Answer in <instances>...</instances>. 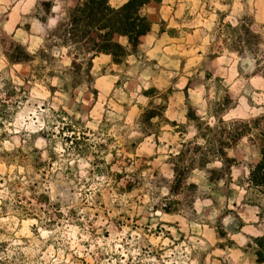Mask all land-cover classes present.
I'll return each mask as SVG.
<instances>
[{
    "label": "clouds",
    "instance_id": "clouds-1",
    "mask_svg": "<svg viewBox=\"0 0 264 264\" xmlns=\"http://www.w3.org/2000/svg\"><path fill=\"white\" fill-rule=\"evenodd\" d=\"M190 2L201 8L197 29L205 52L214 42L218 30L225 33L230 44L235 39L237 49L242 47L243 55L239 50L225 49L220 58L221 63L228 64L232 81L241 85L244 82L238 66L245 74L255 73L258 69L264 71V0H204L210 8L206 13L202 11L201 0ZM99 3L100 0H76L75 5L69 0H0V17L11 15L10 22L2 26L0 36L7 34L22 47L26 55L36 57L37 61L42 49L48 51L46 44L56 45L51 52L56 57V65L52 70L58 73L55 77L45 73L43 80L21 92L20 89L25 88L24 80L15 73L23 65L11 62L5 55V46L0 45V154L15 157L23 153L30 161L38 157L40 162L52 165L46 169L47 175L42 179L27 166L6 168L0 164V264H81V261L87 264H202V261L203 264H216L213 256L222 258L224 264H249L241 250L251 244L252 249L264 251L253 239L264 237V198L258 197L259 186L253 187L251 179L260 163L254 146L246 150L247 154L239 169L236 165L231 166V188L236 196L227 202V208L230 209L227 215H223L224 199H220L217 208L212 199L201 200L199 196L184 216L166 214L163 211L165 198L173 199L169 187L177 178L171 169L161 172L167 184L162 183L160 177L144 171L136 177L143 183L140 191L134 187L130 193L118 194L113 189L116 183L113 173L122 171V168L111 165L113 159L123 155L122 141L135 142L146 135L139 125H132L130 121L121 125L119 121L124 117L120 109L105 107L107 100L117 91L116 82L120 75L106 77L110 87L102 91L101 102L88 99L87 103L85 94L97 85L73 81L76 87L64 94V85L68 81L62 80L59 75L72 68L73 59L79 55L77 48L84 44L79 36L87 27L86 13ZM129 6H134L136 11L132 12ZM104 9L106 18L118 16L121 20L126 19L127 24L135 25L138 32L140 20L143 19L140 0H104ZM217 11L223 14L222 20ZM25 22L30 25L29 31L16 28L17 23ZM109 31H112L111 26L102 29L100 35ZM135 34L114 33L113 42H117L115 37L119 36L121 46L128 50L131 48L130 38ZM250 35L258 39L249 43ZM93 55L87 51L80 55L77 64L81 66L82 72L87 69V61ZM117 57L118 54L113 50L103 55L102 61L111 63ZM147 62L148 57L138 59L129 56L125 63H130L133 70L124 73L135 91L128 99H135L145 107L150 97L141 95L139 90H151L152 76L147 68L140 71L137 65H146ZM100 64L101 59L98 58L92 69L94 80L100 78ZM255 79L256 76H250V81ZM6 81L11 82L7 91ZM185 86L186 81H181L174 87L182 90ZM51 88H55L56 92L53 93ZM9 91L13 93L12 96H9ZM190 95L198 97L199 110L195 115L213 130L229 125L231 132L232 122H251L264 115V106H249L246 99L242 98V108L227 111L217 119L208 111L203 86L191 91ZM260 95H264V90H261ZM253 99L257 104L264 105V100H257L256 96ZM163 103L161 98L156 97L153 106ZM169 118L189 124L183 112ZM220 120H223L224 125L220 124ZM75 121L80 122L75 132L66 131ZM110 125L113 127L110 128ZM189 127L191 130L186 134L185 142L198 136L194 124H189ZM66 137H74L73 142L69 143ZM244 139L247 143L248 138ZM77 140L85 147L77 150ZM110 140L112 143H109ZM147 140L155 147L151 137ZM195 144L204 148L207 141L198 138ZM100 145H105L107 150L102 151ZM113 150L116 151V157L112 155ZM159 151L166 155L167 146ZM100 159L103 160L102 165H98ZM225 166L222 159L207 165L210 169L218 170ZM98 167L100 171H97ZM125 170L128 173L126 180L135 184L133 174L137 169L134 163ZM259 174L264 176V169H259ZM198 175L207 179L204 172ZM32 184L38 185L35 193L29 191V185ZM220 186L223 187V182H220ZM201 191L211 190L202 188ZM34 195L37 198L47 196L49 210L61 214L62 218L55 225L49 224L47 216L39 212L34 216L29 215L20 207L28 206L27 201L33 199ZM97 200L106 205L107 215L104 212L96 214ZM233 203L247 211L244 227L239 231H235L239 225L237 217L232 214L237 211L232 207ZM57 204L59 208L55 209L53 206ZM157 205L160 207L157 208ZM28 207L31 210V206ZM206 208L211 209L207 215ZM73 210L75 217L72 216ZM192 212L195 213L198 229L194 234L191 231L192 222L186 220ZM121 214L140 216L141 219L138 225L127 222L118 224L115 221L120 219ZM177 221L180 223L179 229L169 226V223ZM205 221L210 222L211 226L205 227ZM146 226L148 231H145ZM158 227L162 230L156 233L154 230ZM185 229L190 230L185 241L178 242L180 233L185 232ZM218 230L226 232L227 239L235 242L232 248H216Z\"/></svg>",
    "mask_w": 264,
    "mask_h": 264
},
{
    "label": "rangeland",
    "instance_id": "rangeland-1",
    "mask_svg": "<svg viewBox=\"0 0 264 264\" xmlns=\"http://www.w3.org/2000/svg\"><path fill=\"white\" fill-rule=\"evenodd\" d=\"M201 4L203 5V12L210 11L208 4L204 0H201ZM142 12L150 20L151 29L141 37L137 48L128 49L126 55L118 52V57L115 58L117 60L113 59L111 63L102 61V56L106 53L98 54L95 52L94 44L88 43L86 39L82 40L84 44L78 46L77 52L79 55L73 59L72 68L66 69L62 74H59L62 80L67 79L68 81L64 85V94H68L76 87L73 81H76L77 84L95 83L97 86L90 88L89 92L85 94V103H87L88 99L101 102L103 99L102 91L110 87L106 77L119 74L120 79L116 82L117 91L107 100L105 107L112 106L113 109H120L124 119L119 121V123L122 125L130 121L132 125H139L141 131L145 132L146 135L135 142L122 141L121 151L123 155L113 159L111 165H119L122 168V171L113 173L116 181L112 186L113 189L117 190L118 194L130 193L134 187L140 191L143 183L136 177L139 176L140 172L144 171L151 172L155 177H160V181L167 184L168 182L163 179L161 172L171 169L177 174V178L169 187L170 197H173V199L165 198L166 206L163 211L166 214L184 216L191 209L196 197L199 196L201 200L212 199L213 205L217 208L219 207L220 199H224L225 211L223 215H227L230 211L227 208V202L233 200L236 196V192L231 188V166L236 165L237 169H239L243 157L247 154L246 150L253 146L255 147L257 158L261 159V148L264 147V115L255 118L251 122H232L233 131L231 132L229 131V125H224L223 120H220V124L224 126L213 130L206 127V124L195 115L199 110L198 97L190 95V92L203 86L205 99L208 100V111L211 115L220 119L223 113L242 108L240 103L242 98L246 99L249 106H264L257 104L253 99L256 96L257 100H264V95H260L261 90H264V71L258 69L255 73L245 74L242 68L238 66L240 76L243 77L244 82L241 85L232 81L228 72V64L221 63L220 58L224 54L225 49L228 51L239 50L240 54L243 55L242 47L237 49L235 39L230 44L229 38L225 33L222 30H218L214 42L205 52L197 29V24L201 19V8L193 5L190 0L153 1L151 5L143 7ZM217 15L221 17V20L223 19V14L219 11H217ZM10 20L11 15L0 17V31L3 30L2 26L9 23ZM16 28H23L25 31H29L30 25L26 22L23 24L17 23ZM117 39L119 40V36H116ZM256 39L258 37L250 35L249 43ZM0 45L5 46V55L8 56L11 62H20L23 65L22 69L15 73L24 80L25 88H21V92H24L33 83H39L43 80L45 73L49 77L58 75L57 72L52 70L56 65V57L52 56L51 52L56 45L46 44L48 51L45 52L42 49L39 53L38 61L36 57L26 55L22 47L16 41L11 40L7 34L0 36ZM84 51L92 52L94 55L88 59V67L82 72L77 60L80 59V55H83ZM16 53H19V55ZM129 56L138 59L148 57L146 65H137L140 71L147 68L152 76L151 83L153 87L151 90H139L141 95L150 97L147 107L135 99H128L129 96L135 94L133 85L128 83L129 78L124 75L125 71L133 70V66L130 63H125V59ZM98 58L101 59L99 67L100 78L94 80L92 69L95 67V62ZM250 76H256V79L250 81ZM181 81H186V86L182 90L175 88L174 86ZM126 83L128 84L127 87H125ZM5 84V90L7 91L11 87V82L6 81ZM51 91L55 93L56 89L51 88ZM12 95L13 93L9 91V96ZM156 97L161 98L164 103L154 107ZM209 97L213 98L208 99ZM77 110H79L78 107ZM181 112L184 113L189 124H194L198 131V136L187 142H185V136L191 130L189 124H181L178 120L169 118ZM165 113L168 115H164ZM79 123V121H75L74 124L69 125L65 130L74 133ZM109 127L113 126L110 125ZM121 136H123V133H121ZM148 137L154 140L155 147H153V144L148 143ZM245 137L248 138L247 143H245ZM198 138H203L207 141L206 147L202 148L200 145L195 144V140ZM65 139L72 143L74 137H66ZM109 143H112V141L110 140ZM75 144L77 150L85 147L78 140L75 141ZM165 146L168 149L166 155L159 151ZM99 147L102 151L107 150L105 145H100ZM174 152L178 154H174ZM147 153L152 154L147 155ZM112 155L114 157L117 156L115 150H113ZM217 159L224 160L226 165L224 169L218 170L207 167L208 164ZM133 163L137 169V172L133 174L135 184L126 180L128 173L125 170L132 167ZM0 164H3L6 168L27 166L33 169L37 175H40L42 179L47 175L46 169L52 166L51 164L40 162L38 157L30 161L23 153L15 157L10 154H0ZM102 164L103 160H98V165ZM249 166L251 167V165ZM97 171H100L99 167ZM201 172L206 173V180L198 175ZM220 182H223V187L220 186ZM16 183L19 185V181ZM252 186L256 187L253 184ZM37 187V184L29 185V191L35 193ZM202 188L210 189L211 191H201ZM257 194L259 198H264L262 188H257ZM241 203L247 202L242 201ZM27 204L31 206V210L28 206L20 205L25 213L34 216L35 213L39 212L48 217L50 225H55L57 220L62 218L59 212L49 210L47 196L41 195L37 198L34 195L33 199L27 201ZM53 207L58 209L59 205L57 204ZM159 207L157 205V208ZM232 207L237 209L232 214L237 217L239 225L235 231H239L240 228L244 227V217L247 215V211L235 203H233ZM105 209L106 205L101 200H97L96 214L99 215L100 212H104L107 215ZM210 211L211 209L206 208L205 215ZM75 215L76 213L73 210L72 216L75 217ZM262 218H264V209H262ZM140 219V216H125L121 214L120 219L115 222L118 224L127 222L138 225ZM186 220L192 222L193 229L191 231L194 234L198 230L196 229L197 220L195 213L192 212L191 215H188ZM217 223L219 224V219ZM169 226L179 229L180 223L179 221L169 223ZM204 226L210 227V222L205 221ZM161 230L162 228L158 227L154 231L159 233ZM145 231H148L147 226ZM189 231V229H185V232L180 233L178 242H184L185 236ZM105 235H107V232H105ZM217 236L219 238L216 244L217 249L224 250L225 248L233 247L235 242L227 239L226 232L218 230ZM261 238L262 241L258 242L253 237L255 242L261 246V249H264V237ZM241 251H244L249 264H264V251L258 252L252 249L251 244L248 245L247 249ZM212 259L216 264H224L220 257L213 256ZM81 264H87V262L81 261Z\"/></svg>",
    "mask_w": 264,
    "mask_h": 264
},
{
    "label": "trees",
    "instance_id": "trees-1",
    "mask_svg": "<svg viewBox=\"0 0 264 264\" xmlns=\"http://www.w3.org/2000/svg\"><path fill=\"white\" fill-rule=\"evenodd\" d=\"M152 1H160V0H140L143 7L152 2ZM132 12L136 11L134 6H129ZM104 0H100L98 5H94L89 11L86 13V24L87 27L83 31L82 35L79 36L80 40L86 39L88 43H92L95 45V52L98 54L109 53L111 51H115L117 54L121 52V54L126 55L127 50L121 46V43L113 42L114 33H119L120 35H124L127 33L135 32V35H132L130 38L131 48L135 49L139 46L141 37L145 35L151 29V22L146 15L141 13L143 19L140 20L139 30L137 32L136 26L133 24H127L126 19L121 20L118 16H113L111 18H106L104 15ZM103 21V22H102ZM119 25V26H117ZM111 26L112 31L107 32L104 35H100V31L104 28ZM114 60H117L114 58ZM261 159L260 163L257 166L258 170L252 173V184L255 186H259L262 188L264 192V176L259 174V169H264V147L261 148ZM256 241L261 242L262 238H256Z\"/></svg>",
    "mask_w": 264,
    "mask_h": 264
},
{
    "label": "crops",
    "instance_id": "crops-1",
    "mask_svg": "<svg viewBox=\"0 0 264 264\" xmlns=\"http://www.w3.org/2000/svg\"><path fill=\"white\" fill-rule=\"evenodd\" d=\"M153 2V1H152ZM152 2H150V3H148V4H146L145 6H147V5H151L152 4ZM69 3H71L72 5H75L76 4V0H69ZM144 6V7H145ZM118 40V39H117ZM119 41V40H118ZM102 55V54H101ZM106 55V54H105Z\"/></svg>",
    "mask_w": 264,
    "mask_h": 264
}]
</instances>
